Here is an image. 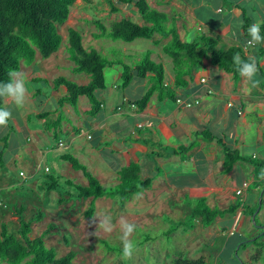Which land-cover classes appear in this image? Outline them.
Segmentation results:
<instances>
[{
	"label": "crops",
	"instance_id": "1",
	"mask_svg": "<svg viewBox=\"0 0 264 264\" xmlns=\"http://www.w3.org/2000/svg\"><path fill=\"white\" fill-rule=\"evenodd\" d=\"M147 2L151 8L168 16L167 26H174L179 39L183 42H192L200 35H205L219 37V45L225 48L239 46L245 57L256 61L258 67L254 77L256 86L253 87L251 82L240 75L235 77L232 73L212 65L208 59H204L201 65L193 67L181 76L172 59L163 51L170 37L162 38L160 35H154L152 39L139 38L127 43L147 42L143 48L134 46L132 49H124L126 54L122 60L132 65L139 62L141 56L148 52L149 58L163 67V89L151 94L145 107L138 109L134 102L139 100L152 85L153 73H147L142 78L133 76L129 84L122 86V65L118 64V60H110L114 64L106 65L104 68L105 85L94 93L99 103L97 111H92L91 102L86 96H80L74 106L59 104V100L67 94L66 88L54 87V80L63 76L48 74L52 70H58V63L65 68L68 66L71 74L79 77V82L73 78L68 79L81 85L90 81L87 74L74 72L75 64L70 60L67 51L68 30H76L75 27L81 24H90L95 28L96 31L87 30L86 34L76 30L81 34L83 46L87 50L94 49L86 48L85 44L99 48L97 42L109 39L106 36H99L100 32L92 18L86 15L74 18L69 14L66 22L70 23H67L64 35L60 33L62 43L59 50L47 59L37 56L33 65L26 67L21 65L19 69L25 74L26 88L27 83L44 82L49 85L55 108L47 111L31 110L40 124L35 129L29 127L28 113L22 117L23 120L15 121L13 144L8 146V135L11 134L0 138L2 143L0 169L6 163L15 162L16 158L29 166L31 162L29 157H31L37 163L35 174L40 162L43 163L51 157L57 162L60 161L58 163L60 166L66 164L65 166L72 172L70 176L78 179L77 185L86 186L87 179L82 171L73 169L71 164L64 160L65 156H71L96 177L102 186H105V183L114 186L118 183L121 170L135 164L139 168L140 178L150 179L151 184L142 191L145 192L144 194L140 192L142 195L133 197L124 208L120 207L121 211H125L129 206L150 205L148 211L151 213L154 212L153 207L156 205L154 202L158 203L162 192L178 191L180 194L187 192L192 200L204 199L206 205L211 208L224 210L239 204L233 214L234 220L239 227L242 221L244 224L247 222L246 229L250 231L253 221L252 208L257 205L258 198L264 197V187H261L264 185V41L254 46H247L250 37L244 35L242 26L245 17L250 20V24L257 20L264 21V0H147ZM126 6L130 7L129 11ZM119 12L121 14L125 12L121 19L129 18L139 25H146L133 3L125 4ZM263 25L264 23L261 24ZM38 60H42V65H36ZM35 66L38 67V72L31 71ZM107 87L117 92L113 107L109 110L104 109L107 104ZM40 93L39 89H29L26 96L34 101ZM175 98L197 100L199 103L190 108H182L175 104ZM47 99L46 97L45 100ZM9 104H11L9 101H5L4 107ZM6 127L10 132L13 125L11 126L8 121ZM64 136H67L68 144L65 143ZM6 137L7 140L4 141L3 138ZM59 141L62 142V146H58ZM12 146H15L16 150L12 159H9L6 153ZM225 147L237 152L241 160L227 165ZM150 156L154 160L151 164L145 162ZM143 166L148 170L144 172L146 177L141 176ZM45 168L48 167L44 166L43 170L46 177L53 180L59 177L65 178V172L52 175L49 169L46 172ZM157 169L163 175L150 177L149 175ZM2 172L0 171V181L3 180L1 184L3 186L9 184V180L3 177ZM170 173H172L171 182L168 180ZM24 175L25 178H21L22 180L26 181L29 177L33 180V172L29 176L25 173ZM178 175L180 181L176 185L178 188H175L173 183L178 179ZM65 180L76 184V180L72 181L68 178ZM45 183H49V180L44 182L43 189L46 187ZM244 184L246 187L243 186ZM238 189L243 190L242 195H236ZM56 190L51 192L56 193ZM58 197L59 194L57 199ZM237 198H242L243 203H235ZM57 199L53 209L57 213L61 211L60 206L72 207L74 203L71 201L58 205ZM105 199L108 200V205L113 207L108 198H99L94 203L95 210L97 201ZM85 201H88V205L91 202L90 199ZM85 201H77V203ZM164 209L162 203L156 213L159 214ZM46 212L48 214L50 211ZM30 213L32 215L33 212ZM8 214L15 220L4 221L5 215H3L0 224L18 223L14 211H9ZM178 214L180 219L182 212ZM241 216L243 219L240 221ZM219 219L220 217H217L214 221ZM202 227L201 225L193 230L200 232ZM232 233L230 232L231 235ZM199 235H204V232H200ZM252 238L248 239L254 240ZM245 251H247L246 247L243 249V252ZM196 255L195 258L190 259L204 258L200 253ZM244 261L247 262L245 259L241 260ZM232 262H235V259Z\"/></svg>",
	"mask_w": 264,
	"mask_h": 264
},
{
	"label": "rangeland",
	"instance_id": "2",
	"mask_svg": "<svg viewBox=\"0 0 264 264\" xmlns=\"http://www.w3.org/2000/svg\"><path fill=\"white\" fill-rule=\"evenodd\" d=\"M125 8L128 9V11L130 10L129 6ZM107 11L108 5L106 0H76L70 8L69 14L70 17L74 18L86 15L93 20H98L107 28V31H109L108 28L110 25L120 20L121 17H124L125 12H123V14L119 12L111 15L110 13L106 14ZM67 23L70 22H66V24L61 25L59 28V32L62 36L66 31ZM70 28L73 27L70 26ZM75 28L81 32V34H86L87 30L96 31L90 24H81L79 27ZM97 43V45L100 46L99 48L86 44L85 47L96 50L109 61H122L126 54L124 49H132L134 46L136 48H143V46L147 44V42L127 44L122 41H113L110 39H102ZM43 61L48 63L46 60ZM37 63L36 65H42V60H38ZM67 63L72 65L71 62L67 61ZM21 65L26 67L24 63H21ZM38 70V67L35 66L31 71L38 72ZM52 73L56 74L54 76L62 75L63 77L65 76V78H73L75 81L77 80V82H79V77L72 75L68 66L65 68L64 65L58 63V70H52L48 74L52 75ZM26 86L27 91L29 89H39L41 93L35 97L36 99L34 101L29 100L26 96L25 103L21 108H17L11 102V104L7 106L12 113L9 124L11 126L13 125V128L12 131L9 132L6 126L0 127V138L7 134H11L8 135L9 147L14 141L12 135L13 132L16 131L14 127L16 124L15 121L18 119L23 120L22 117H25V114L28 113L29 127L30 129H35L37 126H40V124L31 110L47 111L55 108V103L52 101L53 94L49 85L40 82L38 84L27 83ZM116 96L117 92H115V90H109L107 87V104L104 109L109 110L113 107ZM46 97L48 98L47 101L45 100ZM109 103H111V105ZM60 111L64 112L63 110ZM17 132L19 131L17 130ZM64 138L66 139L65 143L68 144L67 136H64ZM1 146L2 143L0 142V150ZM50 146H52V144H50ZM15 150V146H12L8 153H6V156L8 155L9 159H12ZM29 158L31 160L29 166L28 164L26 165V162H22V160L16 158L15 162L6 163L4 167L0 169V171H3V177L5 179L7 178L10 184L2 186L3 180L1 179L2 181H0V188L2 187L0 189V218H3L2 216L5 215L4 221L15 220L8 212L13 211L14 206L19 207V205L25 208L27 219L35 214V210L36 212L41 211L44 219L32 224L29 237L35 238L40 236L49 225H52L53 228L49 231V234L45 236V245L53 248L58 256H63L68 252L75 253V264H173V259L178 255H182L186 258H195L197 256L196 253H200L209 264H264V197L258 198L257 205L252 208L253 221L250 225V231L246 229L245 224L247 222L244 224L242 221L240 229L233 215H226L214 221L210 226L202 227V231L200 232H204V235H199L200 232L194 231L193 229H197L201 224H199V220H194L190 216L191 205L195 206L197 201L192 200L187 192H182L180 194L178 191L162 192L160 199H158V203H156V201L154 202L156 205L153 207L154 212L151 213L148 211L149 208H151L150 205L137 207L129 206L125 208V211H121L117 196L109 199L111 201L109 203L113 204V207L108 205L107 199L104 201L99 200L97 201L93 217L91 219H86L83 217V212L88 206V201L77 203L76 199L73 198L74 196L72 197L74 201L72 207H68L67 205L60 206L61 211L58 213L53 210L58 193L69 191L75 194L74 188L68 187L64 183L66 178L72 181L76 180L70 176L72 172L68 170V167L65 166L66 164H61L60 166L58 164L60 161L57 162L50 157L43 162L44 165L40 162L38 170L34 174L37 163L34 158ZM81 159L83 160V158ZM145 162L151 164L154 160L150 156ZM148 163L146 164L148 165ZM84 164L88 168L87 164ZM44 166L48 167L52 175L65 172V178H58L56 193L46 192L43 189L44 182L47 181L46 173L43 172ZM66 170H68V172ZM141 170H143L141 176L146 177L147 175L144 174L145 171H148L146 167H141ZM167 170L169 171V167ZM151 171L153 172V170ZM19 172H23L27 176L33 172V180H31L30 177L27 178L26 181L22 180L18 175ZM162 175L163 173H159L157 169L149 176L154 177ZM79 177L81 176H78V178ZM179 177L178 175V179L173 183L175 188H178L176 185H178L180 181ZM171 179L172 173L169 174L168 180L171 182ZM75 183L79 184L78 179ZM4 186L11 187L4 188ZM103 187L105 190H108L113 186L109 183H105ZM251 187H253V185ZM261 187H264V185H261ZM144 193L145 192H142V194ZM142 194L137 193L134 197H139ZM234 202L243 203L242 198H237ZM162 203L165 209L157 214L156 210L159 207L161 208ZM109 208L110 211H108ZM47 210L50 211L48 214L46 212ZM30 212L34 214L30 215ZM178 212H182L180 219ZM101 213L111 216L112 223L115 225L111 233H105L103 230L98 229L99 219L97 217ZM172 213H175V215H172ZM122 218L136 225V229L130 237L134 242V251L130 258L125 257L122 251L123 245L120 240L121 232L119 228V221ZM242 219V216L239 217L240 221ZM6 227L10 233H14L15 229L18 228V223L12 222L6 225ZM230 232H233L232 235ZM250 237H253L252 239L254 240H249L248 238ZM245 247L247 251L243 252ZM234 259L235 262H232ZM242 259L247 260V262H241Z\"/></svg>",
	"mask_w": 264,
	"mask_h": 264
},
{
	"label": "trees",
	"instance_id": "3",
	"mask_svg": "<svg viewBox=\"0 0 264 264\" xmlns=\"http://www.w3.org/2000/svg\"><path fill=\"white\" fill-rule=\"evenodd\" d=\"M76 0H0V83L9 80L11 70L19 71L21 63L33 65L36 57L47 59L55 54L62 43V36L59 28L63 25L70 13L71 6ZM108 13L113 14L121 10L125 4H132L139 16L146 25H139L129 18H122L113 22L107 28L98 20L94 24L100 32L99 36H106L112 40H120L126 43L135 39H152L154 35L162 38L170 37L169 42L164 45L163 51L168 55L181 76L188 73L193 67L201 65L204 59H208L212 65L218 66L226 72L232 73L235 77L240 74L233 57L239 53L241 60L251 61L245 57L239 46L222 47L219 37L200 35L192 42H183L179 39L174 26H167L168 16L151 8L147 0H106ZM250 20L244 18L242 26L243 33L248 36L247 29ZM260 35L264 37V25L260 27ZM67 51L70 60L75 64L74 72L85 73L90 81L81 85L71 79L58 77L54 80V87L64 86L66 95L59 100V104L76 105L80 96H86L91 102L92 111L98 110L99 103L94 95L95 91L102 89L104 83V68L106 65L114 64L113 61L101 56L96 50H87L82 43L81 34L69 29L67 33ZM122 65V86L130 83L133 76L145 77L147 73H153L152 85L146 93L134 105L142 109L147 104L151 94L163 89L164 71L159 63L153 62L146 52L141 56L139 62L132 65L118 60ZM184 66L186 68H184ZM176 99V98H175ZM174 99V102H175ZM5 100L0 99V107H4ZM4 141L7 140L3 138ZM184 150V148H181ZM227 165L236 160H241L237 152L224 148ZM2 153H0V156ZM64 160L75 170L82 171L87 179V185L81 186L69 180H64L68 187L75 190V194L68 192L58 193L57 204H67L73 201H85L90 199L83 217L91 219L95 213V201L99 198L118 197L121 208L142 191L150 186V179H141L139 168L131 164L123 168L119 174L118 183L108 190L100 184L98 179L90 174L77 160L71 156H65ZM49 183H45L46 192L56 190L59 179L47 177ZM23 188V187H21ZM74 196V197H73ZM73 197V198H72ZM238 205H232L228 209L211 208L206 205L204 199H199L196 205H191L190 216L199 220L203 227L210 226L217 217L233 215ZM14 214L18 217V228L10 233L5 224H0V263L5 264H75V253L68 252L58 256L53 248L45 245V236L53 228L49 225L43 233L35 238H30L32 224L43 218L41 211L32 213L33 216L27 219L25 208L22 205L14 206ZM122 264V263H120ZM173 264H209L204 258L190 259L178 255L173 259Z\"/></svg>",
	"mask_w": 264,
	"mask_h": 264
},
{
	"label": "clouds",
	"instance_id": "4",
	"mask_svg": "<svg viewBox=\"0 0 264 264\" xmlns=\"http://www.w3.org/2000/svg\"><path fill=\"white\" fill-rule=\"evenodd\" d=\"M264 21L257 20L252 23L247 29L250 39L247 41V46H254L264 41V37L260 35V26ZM233 61L237 66V70L242 78L252 83L255 87L257 82L254 80L258 72L256 61H243L239 53L233 57ZM9 80L6 83H0V99L11 102L17 108H21L26 99L27 89L25 87V74L21 71L11 70L9 72ZM11 111L7 107H0V127H5L11 119ZM98 229L105 233H111L115 225L112 223L110 215L101 213L98 217ZM119 228L121 232L120 240L123 245V255L131 257L134 251V242L130 239L136 229V225L125 219L119 221Z\"/></svg>",
	"mask_w": 264,
	"mask_h": 264
},
{
	"label": "built area",
	"instance_id": "5",
	"mask_svg": "<svg viewBox=\"0 0 264 264\" xmlns=\"http://www.w3.org/2000/svg\"><path fill=\"white\" fill-rule=\"evenodd\" d=\"M198 103H199V101H197V100H195V101H190V100L183 99V98H176V99H175V104H176L177 106L182 107V108H190V107H192L193 105H197ZM132 106H133V105H132ZM228 106H230V104H228ZM58 146H62V142H61V141L58 142ZM45 171L47 172L48 169L45 168ZM19 177L24 179V178H25L24 173H23V172H19ZM243 186L246 187V184H244ZM242 192H243L242 189H238V190L236 191V195H237V196L242 195Z\"/></svg>",
	"mask_w": 264,
	"mask_h": 264
}]
</instances>
